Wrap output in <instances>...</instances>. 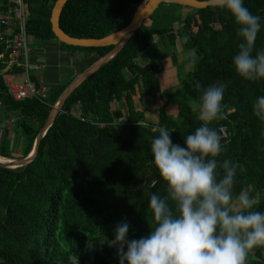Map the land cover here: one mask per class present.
<instances>
[{
    "label": "trees",
    "instance_id": "1",
    "mask_svg": "<svg viewBox=\"0 0 264 264\" xmlns=\"http://www.w3.org/2000/svg\"><path fill=\"white\" fill-rule=\"evenodd\" d=\"M56 1L26 0L30 35L57 39L50 22ZM143 1L68 0L60 26L72 37L103 38L126 27ZM243 3L262 25L255 52L264 48V0ZM165 5L189 9L177 31L143 24L114 59L68 98L36 159L15 169L0 167V264H72L74 258L78 264H117L115 249L105 244V238L112 239V229L121 220L130 224V239L146 235L154 223L148 196L165 194L150 151L151 138L158 134L152 129L164 127L171 141L183 146L184 136L201 123L192 104L213 84L223 85L221 102L234 109L228 121L231 139L221 140L223 151L216 159L236 165L233 191L248 190L256 197L254 208L264 211V122L252 110L256 97L264 95V79L246 81L234 71L231 57L239 37L229 12L217 6L193 9L173 3L159 8ZM164 35L172 43L178 37L198 56L183 82L177 119L165 111L168 101L163 100L159 63L145 54ZM61 45L91 57L80 72L113 49ZM0 55V156L24 158L68 83L50 85L45 98L17 101L4 80L8 53L1 43ZM21 71L15 67L9 72ZM78 102L84 121L67 113ZM155 110L158 123L148 122L145 114ZM6 117L13 122H6ZM117 119L124 120L119 125ZM219 124V119L210 124L217 134ZM245 264H264V247L252 249Z\"/></svg>",
    "mask_w": 264,
    "mask_h": 264
},
{
    "label": "clouds",
    "instance_id": "2",
    "mask_svg": "<svg viewBox=\"0 0 264 264\" xmlns=\"http://www.w3.org/2000/svg\"><path fill=\"white\" fill-rule=\"evenodd\" d=\"M212 3L229 12L236 25L239 43L231 57L236 74L246 81L264 79V48L254 52L260 17L243 0ZM223 92V85L213 84L193 102L201 123L184 136L183 146L173 143L164 127L152 129L158 134L151 138L150 151L165 194L148 196L154 223L146 235L130 239V224L121 220L112 239L105 238L117 264H245L252 249L264 247V211L254 208L256 197L248 190L233 191L236 165L216 159L223 145L210 124L227 115ZM252 110L264 122V95L256 97ZM72 264H78L77 258Z\"/></svg>",
    "mask_w": 264,
    "mask_h": 264
},
{
    "label": "crops",
    "instance_id": "3",
    "mask_svg": "<svg viewBox=\"0 0 264 264\" xmlns=\"http://www.w3.org/2000/svg\"><path fill=\"white\" fill-rule=\"evenodd\" d=\"M172 6L173 5L163 6L165 8L164 14L169 15L170 13H174L175 7L173 6L174 7L173 9ZM180 12H182L183 17L185 18V16L189 13V9L183 8ZM173 16L174 14H172V18ZM171 28L173 27L171 26ZM175 41L176 43H171L168 36L166 35L160 36L157 38L155 43H153L152 46H150L146 50V55L151 60L161 59L162 61L164 60L167 61V63L170 66V69L172 70H177L178 68L176 67L177 63L184 56L185 59L181 62L185 61L183 63V65L185 66L184 72L188 74L189 72L193 71L196 66L198 59L196 58L197 53L192 50H186L183 47L178 37L176 38ZM42 43L43 44L38 47V50L36 51L37 53H31L28 50V57L26 63H27L28 73L31 79L34 78L42 85V87L45 88H48L50 86L48 85L47 81H50L53 84L69 83L78 73H80V70L83 67H85V65L91 58L88 54L82 51L71 52L70 50L68 51L64 49L61 43L57 39L43 40ZM159 68L161 71L162 65L159 64ZM11 69L8 70V73H10L9 71ZM30 69L36 70L38 76H36L35 73L32 74ZM43 72H45V74H43ZM23 73L24 71L17 73H10V74L13 75L14 82H16L15 81L16 79H21V82H23L24 80ZM159 74H158V78H159ZM6 75H7V71L5 68L3 70V76ZM160 84H162L161 80H160ZM162 90L163 87L161 85V91ZM162 95L164 97L163 91H162ZM167 101L168 104L165 106L166 113L172 118L177 119L179 115V106H177V104H171V100L169 99H166V102ZM145 116L148 122L158 123L159 110L147 112ZM5 121L11 123L13 122V118L6 117ZM1 134H3V131ZM12 135L14 136V134Z\"/></svg>",
    "mask_w": 264,
    "mask_h": 264
},
{
    "label": "water",
    "instance_id": "4",
    "mask_svg": "<svg viewBox=\"0 0 264 264\" xmlns=\"http://www.w3.org/2000/svg\"><path fill=\"white\" fill-rule=\"evenodd\" d=\"M68 0H57L52 8L50 22L52 31L60 43L75 47H106L113 46V49L106 55L98 58L95 62L78 73L65 87L56 103L53 105L49 117L35 140L31 153L24 158H4L7 162L0 160V167L3 168H19L32 163L39 152L40 144L48 129L52 126L57 116L62 112L66 101L73 92L90 76L96 73L103 65L114 59L124 48L126 43L132 36L143 26L144 22L149 19L159 8L162 3H173L187 8L205 9L214 6L212 0H144L136 9L129 24L123 29L113 32L103 38H76L67 35L60 26V18L64 6Z\"/></svg>",
    "mask_w": 264,
    "mask_h": 264
},
{
    "label": "built area",
    "instance_id": "5",
    "mask_svg": "<svg viewBox=\"0 0 264 264\" xmlns=\"http://www.w3.org/2000/svg\"><path fill=\"white\" fill-rule=\"evenodd\" d=\"M29 19V8L26 0H0V43L5 45L8 53L6 61L7 75L4 76L5 83L8 87L11 96L17 100H25L29 98H45L48 88H39L32 81L27 68L28 57V39L30 34L27 30ZM3 55L0 56L2 58ZM21 68L24 73V80L21 83H16L13 80V75L8 73L11 68ZM224 105V111L227 115L219 119L218 135L224 142H229L232 136L228 121L234 109L229 103L221 102ZM81 107L80 102L73 106L67 113L84 121L85 119L79 113ZM231 109V111H229ZM62 112H64L62 110ZM61 112V113H62ZM124 119H121L122 122ZM156 180L151 182L154 186Z\"/></svg>",
    "mask_w": 264,
    "mask_h": 264
},
{
    "label": "rangeland",
    "instance_id": "6",
    "mask_svg": "<svg viewBox=\"0 0 264 264\" xmlns=\"http://www.w3.org/2000/svg\"><path fill=\"white\" fill-rule=\"evenodd\" d=\"M174 7H175L176 12L174 10V13H170L168 15V14H164L165 8L162 6L153 14L151 19L149 18L144 22V26H149V27L150 26H160V27H168V28L172 26L173 29L175 31H177L180 23L182 22V20L184 18L182 15V12H180L183 8L178 7V6H174ZM174 7H173V9H174ZM172 14H174L173 18H172ZM42 42H43V40L37 39V38H35V36L30 35L29 39H28V50L31 53H37L36 51L38 50V47L43 44ZM174 43H176V41H174ZM62 47L64 49L68 50L64 46H62ZM145 54H146V51H145ZM196 58H198V56H196ZM184 59H185V57L183 56L182 59L177 63V66H176V67H178L177 70L170 69V66L167 63V61H165V60L162 61L161 59H159V60L155 59L160 65H162V69H161V71H159L160 72L159 78L161 80V83H162L161 85L163 87V90H162L164 93L163 100L166 101V99H169V100H171V104H177V106L180 103L179 101L181 99L180 97H181L183 82L188 76V74L184 72L185 66L183 65V63L185 61L181 62ZM30 71L32 74L35 73V75L38 76L36 73V70L30 69ZM43 74H45V72H43ZM15 81L19 83V82H21V79H16ZM47 82H48V85H53L52 82H50V81H47ZM1 133H2V131H1ZM1 133H0V137H1L0 142L2 139V135H3ZM11 138L14 139L13 135H11ZM15 141H16V139H15ZM10 159H16V158H10Z\"/></svg>",
    "mask_w": 264,
    "mask_h": 264
},
{
    "label": "bare ground",
    "instance_id": "7",
    "mask_svg": "<svg viewBox=\"0 0 264 264\" xmlns=\"http://www.w3.org/2000/svg\"><path fill=\"white\" fill-rule=\"evenodd\" d=\"M0 160H1V161H5V162H7V159H4V158H0Z\"/></svg>",
    "mask_w": 264,
    "mask_h": 264
}]
</instances>
